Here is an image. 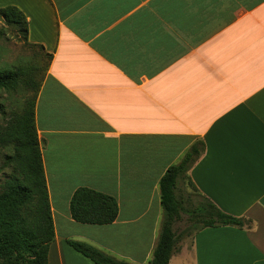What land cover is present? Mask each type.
Wrapping results in <instances>:
<instances>
[{
	"label": "crops",
	"instance_id": "1",
	"mask_svg": "<svg viewBox=\"0 0 264 264\" xmlns=\"http://www.w3.org/2000/svg\"><path fill=\"white\" fill-rule=\"evenodd\" d=\"M7 6L50 56L35 115L55 228L48 264H96L71 240L150 264L160 181L194 146L187 175L198 194L245 224L196 230L169 264H264V0H0ZM79 188L114 196L116 220H75Z\"/></svg>",
	"mask_w": 264,
	"mask_h": 264
},
{
	"label": "trees",
	"instance_id": "2",
	"mask_svg": "<svg viewBox=\"0 0 264 264\" xmlns=\"http://www.w3.org/2000/svg\"><path fill=\"white\" fill-rule=\"evenodd\" d=\"M0 15L6 24L20 29L27 42V19L24 13L15 6H7L0 8ZM46 57L48 62L41 77L34 65L0 68V90L23 86L28 92L31 91V96H27L22 108L12 112L6 124L0 126V148L7 150L0 164V264H48L50 245L55 239L35 117L36 101L50 64V56ZM199 154L198 147H192L180 163L169 167L160 181L164 220L150 264H169L178 249L177 232L173 224L181 220L184 208L177 189L182 179L197 192L187 172ZM205 201L199 209L203 211L201 218H194L195 231L205 227L244 226L243 218L227 214L211 201ZM70 207L73 218L78 222L98 225L114 222L119 212L118 201L114 196L90 188L77 189ZM69 242L96 264H129L93 245L73 240Z\"/></svg>",
	"mask_w": 264,
	"mask_h": 264
},
{
	"label": "rangeland",
	"instance_id": "3",
	"mask_svg": "<svg viewBox=\"0 0 264 264\" xmlns=\"http://www.w3.org/2000/svg\"><path fill=\"white\" fill-rule=\"evenodd\" d=\"M0 32H2L0 36V68L34 65L38 68V76L41 77V73L48 62L47 57L38 48L30 46L25 41L20 29L6 24L2 15H0ZM27 96H31V91L28 92L23 86L12 90H0V126L6 124L12 112L22 108ZM5 152L7 150L0 148V164L3 161L2 157ZM177 195L182 199L184 208L181 220L173 224V229L177 232L178 246L183 238L189 240L195 232L196 220L194 218L198 219L203 213L199 209L204 206L203 203H206V201L188 182L186 183L183 180L179 182Z\"/></svg>",
	"mask_w": 264,
	"mask_h": 264
}]
</instances>
